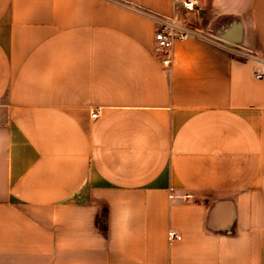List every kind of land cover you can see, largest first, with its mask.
<instances>
[{
	"label": "crops",
	"instance_id": "0c3cea01",
	"mask_svg": "<svg viewBox=\"0 0 264 264\" xmlns=\"http://www.w3.org/2000/svg\"><path fill=\"white\" fill-rule=\"evenodd\" d=\"M191 1L0 0V264H264V0Z\"/></svg>",
	"mask_w": 264,
	"mask_h": 264
},
{
	"label": "built area",
	"instance_id": "2783aa9c",
	"mask_svg": "<svg viewBox=\"0 0 264 264\" xmlns=\"http://www.w3.org/2000/svg\"><path fill=\"white\" fill-rule=\"evenodd\" d=\"M185 6L188 9H192L194 7V1L186 0ZM189 36L188 32L177 26L175 23H169L162 26L158 31L155 33V47L160 51H167L169 50L173 44L177 40H185ZM170 58L163 59L165 64L170 63ZM256 76L258 78H264V71L257 72ZM98 112H94L92 114L93 117H96ZM181 235H179L175 231L169 232V239L172 241L174 239H180Z\"/></svg>",
	"mask_w": 264,
	"mask_h": 264
}]
</instances>
